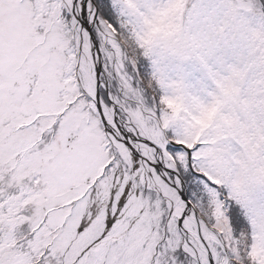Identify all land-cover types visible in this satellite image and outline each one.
<instances>
[{
  "label": "snow or ice",
  "instance_id": "snow-or-ice-1",
  "mask_svg": "<svg viewBox=\"0 0 264 264\" xmlns=\"http://www.w3.org/2000/svg\"><path fill=\"white\" fill-rule=\"evenodd\" d=\"M0 264H264V0H0Z\"/></svg>",
  "mask_w": 264,
  "mask_h": 264
}]
</instances>
